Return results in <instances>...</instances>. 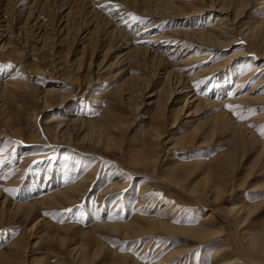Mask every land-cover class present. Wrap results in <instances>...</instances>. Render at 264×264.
Listing matches in <instances>:
<instances>
[{
    "label": "rangeland",
    "instance_id": "rangeland-1",
    "mask_svg": "<svg viewBox=\"0 0 264 264\" xmlns=\"http://www.w3.org/2000/svg\"><path fill=\"white\" fill-rule=\"evenodd\" d=\"M236 1H233V4ZM177 2L182 3L188 13L192 12V8L205 4H213L209 6L214 9L207 7L200 14H187L172 24L162 18L161 15H156L157 18H146V25L157 23L151 30L152 35L167 32L176 26H190L194 29L216 28L217 19H220L222 14L223 16L226 14L216 10L220 7L218 4H214L215 0H177ZM60 3L61 1L58 0L55 7L52 8V12L46 15L47 24L56 25L59 22L61 13L58 8ZM220 3L223 5V1ZM224 3L231 4V0H224ZM122 5L124 6L123 3ZM125 5L127 8L124 10L131 16V19L137 21L139 17L144 20L141 15L143 12L136 6L126 3ZM243 6L242 14L237 21L240 33L244 31L243 35L236 32V36L232 40L234 44L222 49L202 42L196 44V50L193 48L190 51V60L184 64L182 72L190 76L222 61H227L233 55L247 49L249 50L248 53L251 54L247 57L256 58L254 61L258 59L257 55H264V0H244ZM38 9L40 8L38 7ZM80 9L81 7L78 6L77 10ZM150 14L158 13L152 12ZM82 16L80 15L77 21H74V25L71 24L72 27L70 25L62 40L55 34L46 35L41 39V35L36 34V31L34 33L29 27L19 33L18 25L20 23L14 19L12 13L9 16L10 22L8 23L11 30H17L15 33L18 34L15 35H17L19 44H17L18 50L12 55L0 53V86L7 79L17 80L20 83L21 90L18 93L21 98L18 97L19 102L17 101L18 103L13 105L19 107V112L16 114L15 107H12L10 109L12 116L7 123L12 124L15 122V117L19 116L21 125H23V132L20 138L14 137L18 140L9 138L12 137L11 135L4 136V134H8V128L3 117L0 116V193L5 197L7 196V199L9 198L8 204H0V264L8 262V258L15 250L13 244L16 241H21L20 243H25L24 245L28 247L29 257L25 264H186V259H189L188 264H211L212 252L210 251L212 248L209 247L214 246V241L199 243L196 249L189 252L190 254L180 257L178 263L171 259L175 256L176 251L186 247L184 238L186 240L188 236L179 228L185 225L196 226L197 221L210 211L214 214L216 225L224 229L222 239L231 244L233 255L240 260L239 264L252 263L246 254V252L249 254L250 250L242 248L240 245L242 244V231L256 232L264 227V143H261L264 140V99L261 102L252 103L250 109H244V106H242L243 108L240 106V108L236 107L240 110L237 109L236 111L234 108L230 110L226 106H235V104L228 102V97L222 90L228 82L226 80L230 77H232V82L227 86L234 87L237 85V78L242 74L240 73L242 68L240 70L237 68L239 65H243L242 60L235 62L232 65L233 69L228 66L223 70H216L212 78L209 77V73L202 74L199 76H202L201 78L191 83L195 84L190 93L193 95L196 91L195 88H198V85L202 83L201 79L206 76L205 78L209 80L206 81L207 83L203 82L197 90L199 96H210V100L217 99L218 102H224L223 105L218 106L211 102H202L194 108L191 107L192 103L195 102L194 100L183 110L185 94L172 93L171 95V85L173 84L167 82L164 84L159 79L161 72L171 70V64L159 62L147 64L143 61L144 63L140 65L133 61L127 62L121 56L128 51L127 46L133 44V41L123 40L121 37H107L103 33L96 32L86 36V33L82 32L86 24L81 26L86 22V18ZM158 17L161 19L159 20ZM249 22L260 24V27H257L256 32L252 35L245 31ZM13 24L15 25L12 26ZM101 26L104 24L102 23ZM133 30L134 28L129 32L133 34ZM151 34L149 36H152ZM179 36L183 37L182 35ZM228 37L225 38L230 40L232 36ZM235 41L238 42L235 43ZM138 44L146 47L148 42L144 41ZM192 46L195 47V45ZM169 49V47H165L164 52L168 53ZM187 51L189 50L185 49L184 53ZM118 54L121 56L119 57ZM138 55L137 57H139ZM263 60L264 58H260L257 61L262 62ZM249 67L252 69V66ZM77 73L81 74L82 77L78 76ZM262 77H264V69L255 76L256 79L250 81L243 91L246 92L251 89L256 81ZM144 85H148L147 88L150 87L145 98L147 101L140 96ZM162 86L163 89L159 94L148 100L147 97ZM47 89L54 91L56 89V93H65L67 103L61 105L59 102L62 98L57 96L58 94L51 98V105L45 106V104L38 102L36 96ZM127 90L132 91V98L123 102L119 94L127 92ZM187 91L190 90L187 89ZM206 91L208 94H205ZM258 93L264 95V91ZM157 97H160V100L148 105ZM192 99L193 97L190 98V101ZM141 102L145 103L141 104ZM1 105H4V98L0 99ZM33 109H36V116L32 124L26 115L31 113ZM66 109L75 110L84 120L94 124L103 120L101 118L107 110L120 114V120L123 122L118 123V125L122 124L118 128H121L114 127L117 129H113L116 138L118 137L117 142L114 141L112 142L114 145L110 143L111 145L106 146V137L99 132V129H94V131L90 123H88L89 126L85 125V131L82 128L83 130L80 132L82 135L84 131L87 139L92 140L94 144L81 145L76 144L77 141L56 140L52 136V132H54L55 127L65 123V119L68 117L65 115ZM222 111L227 113L234 123L237 121L236 123H242L251 128L261 141L252 142L251 140L252 143L249 141L250 143L248 142L246 146L238 148L232 165L227 164L217 178L218 181L215 179L214 182L217 181L218 186L222 187L218 188L214 182L212 184L206 182L201 169L203 171L208 170L207 163L214 166L220 159L229 154L232 147V138H230L232 130L228 125L229 120L224 119ZM158 113H162V115L158 116ZM156 123L161 124L162 133L159 140L155 142L157 144L155 160L159 169L155 171V176L148 175L141 168L137 171H142V174H137L136 170L127 169L131 166L127 164V153L133 150L131 146L134 145L136 149H139L147 143L152 127ZM115 131L117 133L119 131V133L117 134ZM97 137L100 140L103 139L99 145H95ZM22 153L24 154L22 155ZM95 158L99 159L101 165L97 171V177L88 184V191L78 196L74 203L65 201L60 206L36 205L32 207L33 210L29 216L21 210L17 213L7 209L11 205L10 202H32L41 197L40 188L48 172H51V178L53 176L54 179L53 182L48 183V188L50 191H56L61 189L63 185L74 183L76 178L81 177L82 173L83 177L84 171L88 170L90 164L92 165L93 162L97 161ZM10 159L14 160L11 166L13 169L3 171L1 168L5 166V160ZM181 163H206L190 179L181 182L180 185L183 189L175 187L173 184L176 183H170L163 178L168 168L181 165ZM17 168L20 169L16 171ZM5 172L7 174H4ZM128 172L132 174L129 176ZM18 173L20 174L17 175ZM208 176L209 180L212 181V175ZM142 180L146 183H143ZM198 181H202L204 186L201 182L198 184ZM114 182H119V185H123L121 183L125 182L128 188L124 192L111 194L103 199L101 212L104 209V213L101 221L127 223L133 222L136 217H162L168 224L179 228H174L172 232L157 231L154 234L126 236L121 229L115 230L109 226L98 225L96 216H94V208L102 199V190ZM143 185L149 187L148 194L150 193L151 196L147 201L145 200L146 203L143 202L144 206L143 203L137 205L140 208L143 206L142 210L138 207L136 210V195ZM244 206L250 208V213L245 219L244 225L239 226L235 217L239 215L238 210ZM227 208H233L236 215H224L223 211ZM187 211L191 213L192 218H183ZM116 213L118 216L115 215ZM37 221L40 225L31 229ZM151 238L154 240L149 243ZM76 246L78 248L83 247L76 250H79L80 256H73L71 249ZM257 258L262 264L261 261L264 257Z\"/></svg>",
    "mask_w": 264,
    "mask_h": 264
},
{
    "label": "bare ground",
    "instance_id": "bare-ground-1",
    "mask_svg": "<svg viewBox=\"0 0 264 264\" xmlns=\"http://www.w3.org/2000/svg\"><path fill=\"white\" fill-rule=\"evenodd\" d=\"M53 1L52 0H0V53H3L4 55H9V54L12 55L13 52L18 50L17 44H19V43L17 42V35H15L17 33V32L15 33V31H17V30L16 29L14 31H13V29L11 30L10 24L8 23V22H10L9 16L11 13L14 15V17H15L14 19H16V21L20 23V25H18L19 33L22 30H25L26 27H29V28H31V30L34 33L36 31V34L41 35V37H40L41 39H43L44 36H46V35L55 34L56 37H57V35L59 36L58 38L61 37L60 38L61 40L64 38L63 35H66V33H67L66 30L70 27V25L71 24L74 25V23H75L74 21H77V18H79L80 15L81 16L83 15L82 17L86 18V22H84L83 25H81V26L83 27L86 24L84 26V28L82 29V32L86 33V36L88 34L90 35L92 32H96V33H103L107 37H121L123 40L133 41V44H129L127 46L128 51L126 53H124V55L121 56V54L120 55L118 54L119 57L120 56L124 57V60H127V62L133 61L136 64H140V65H142V63H144V62H146L147 64L152 63V62H159L162 64H167V63L171 64L172 65L171 70L168 72L167 71L161 72L159 74V76H160L159 79L162 80L164 84H165V82H167L169 84H173V85H171L172 86L171 87L172 88L171 89V95H172V93L173 94L174 93L175 94H183V95L185 94L184 97H186V99H185V103L182 106L183 110L185 107L190 105L189 104L190 102H193L194 100H195V102H193L191 105V107H194V108H196L202 102H208V103L211 102V103H214L215 105H218V106L223 105L224 102L223 103L218 102L217 99L210 100L209 99L210 96L209 97L208 96H203V97L199 96V94H198L199 92L197 90L200 88V86L203 82H206L207 80H209L208 78H205L206 76L203 77V79H201L202 83L200 85H198V88H195L196 91L194 92L193 95L190 93L192 92L191 90H193V88L195 87V84H191V83L193 81H197L198 78H201L202 76L201 77H199V76L202 74L209 73L208 74L209 77L212 78V75H215L216 70H218V71L220 69L223 70V69L227 68L228 66H230V68L233 69L234 67L232 65H234L235 62H238V61L241 62V60H242L243 65H241V66L239 65V68L236 67L239 70L242 68V70L240 72L242 74H240L241 76H239L237 78V81H238L237 85L234 87H231V85L227 86V84L229 85L232 82V77H230V79L226 80L228 82H227L225 87L223 86V89H222L223 93H225V95L228 97V102H230V104H235V106L236 105L239 106V108H240V106L241 107L244 106V109L245 108L250 109L252 103H258V102L263 101V99H264V95H260V93H258L260 91H264V77H262L258 81H256V83L253 85V87L251 89H248L246 92L243 91L244 88L250 83V81L252 79H254L255 76L258 75V73L262 72V70L264 69V60L262 62L257 61L260 58L261 59L264 58V55L263 54L257 55L258 59L256 61H254L256 58L247 57V55L250 54V53H248V51H249L248 49L244 52L233 55L227 61H222V62H220V63H218V64H216L210 68L201 70V71H199L195 74H192L190 76L186 75L185 72H182V68H183L184 64L190 60V57H191L189 55L191 53L190 51L193 48L194 49L196 48V46H197L196 44H199L200 42H202L205 44L217 46L219 49H222L224 47H228V46H230V44H234V42H232L233 37L236 36V32H237V34L240 33V27L238 26L237 21H238L239 16L242 14V9L244 7L243 6L244 0H238V1L231 0V4H225L224 0H215L214 4L215 5L218 4V6L220 7L216 10L218 12L226 13L224 16L222 14L220 19H217L218 23H217L216 28H212V27L208 28L207 27L206 29H202V28L194 29V27H190V26L189 27L176 26L175 28L168 30L167 32L165 31L166 33L164 32V33L157 34V35L151 34L152 33L151 30L154 29V27L157 25V23H154V24L150 23V24L146 25V23H145L146 18H149V17L157 18L156 15H159V16L161 15L162 18H165L166 21H168L170 24H172V23L178 22V20H180V18L184 17L187 14L188 15L200 14L207 7L214 9L213 7L209 6V5H213V4H209V5L205 4L206 7H205V5L196 6V7L192 8L193 10L191 13H188V11L185 9L183 4L177 2V0L176 1H174V0H60L61 3H60V6L58 8L59 12L61 13L60 17H59L60 20H59V22H57L56 25H50V24L46 23L47 19L45 20V17L49 12L50 13L52 12V8L55 7V4L57 3L58 0H53ZM221 1H223V5L220 3ZM233 1H236V2L233 4ZM52 2H53V4L51 5ZM122 3L124 4V6L122 5ZM125 3L128 5L136 6L140 11H142L143 13L141 12L142 13L141 15L144 17V20H142L139 17H138L137 21H134V19H131L130 18L131 16H129L127 14V12L124 10L127 8V5H125ZM78 6L81 7V9L79 11L77 10ZM38 7L40 9H38ZM49 10H51V11H49ZM152 12H156L158 14H155V15L150 14ZM158 19L160 20L161 18L158 17ZM102 23L104 24V26H101ZM15 24H13L12 26H14ZM71 27H72V25H71ZM257 27H260L259 23L257 24V23L249 22L248 27L245 31L248 34L252 35L253 33L256 32ZM133 28H134V30H133L134 32H133V34H131L129 31H131V29H133ZM51 32H54V33H51ZM243 33H244V31H243ZM243 33H240V35H243ZM149 34H151L152 36H149ZM179 35H182L183 37H180ZM226 36H229L228 38H230L231 36L232 37L230 38V40H228L227 38H225ZM18 37H19V35H18ZM245 37H247V36L245 35ZM144 41L148 42V45L146 47L138 44V43H143ZM236 42H238V41H235V43ZM192 45H195V47H193ZM165 47L170 48L168 53L164 52ZM185 49H188L189 51L184 53ZM167 51H168V49H167ZM174 52H176V53L174 55H172V53H174ZM138 54H141V55L139 56ZM137 55L139 57H137ZM154 64H157V63H154ZM249 66H252V69ZM235 71H233V72L235 73ZM223 75H225V73ZM78 76L82 77L81 74H78ZM229 76H230V74H229ZM70 78L74 79L72 77H70ZM130 78H133V76L132 77L130 76ZM257 78H259V77H257ZM147 87H148V85H144L142 87V95H140V96L143 99L146 98L147 90L150 89V87L149 88H147ZM162 89H163V86L160 89L154 91L152 95L150 94L147 97L148 100H149V98H153L154 95L157 96V94H159V92ZM187 89L190 91H187ZM19 90H21L20 89V83L17 80H8L7 79L0 86V97H1L0 99L2 100L4 98V105L0 106V116L3 117L5 123L7 124L6 126L8 128V134H4V136L11 135L12 137H9V138H12L15 140H18V139L14 138V137L20 138L22 135V132H23V128H22L23 125H21V119L19 118V116H17V117H15L16 119H14L15 122H13L12 124H8L7 122H9V119L12 116V114L10 113V111H11L10 109L12 107H15L13 105L17 104L19 102L17 100V98L18 97L21 98V96L18 93ZM55 91H56V89H55ZM55 91L53 89H47L45 92L40 93L38 96H36L38 98V102L45 104V106L51 105L52 104L51 98L58 94L57 96L62 98V100L59 103L61 105H65L67 103L66 102L67 101L66 96L64 95L65 93L64 94L63 93H56ZM132 94H133L132 91L127 90V92H123V93L121 92L119 95H120L121 101L125 102V101H128L129 99L132 98ZM205 94H208V91H206ZM192 97H193V99H192V101H190V98H192ZM159 98L160 97H157L156 100H152L150 103H148V105L155 103L157 100H160ZM145 100H143V101H145ZM112 101H116V100H112ZM144 103L145 102H143V103L141 102V104H144ZM18 108L15 107V109H16L15 113L16 114H17V112H19ZM223 108H224V106H223ZM239 108H234V109H236V111H237V109H239ZM106 109H108V108H106ZM35 110L36 109H33L31 111V113L26 115V116H28L27 119L29 121H32L31 122L32 124H33V119H35V116H36ZM110 110H107L105 112L104 116L102 115L103 117L101 119H103V120H101V121L99 120L100 122L94 124L91 121L84 120L83 117L79 116L75 112V110H73V109L67 110L66 109L65 115H67L68 117H66L65 123L55 127L54 132H52V136H54V138L56 140L61 139L64 141L66 140V142L67 141H69V142L77 141L76 144L78 143L81 145L91 144L92 140H90L88 138L90 141L89 142L85 133H84L86 126H89L88 123H90L92 126L91 128L93 130L99 129V132L103 136L106 137L105 138V141L107 143L106 146L111 145V144L114 145V143H112V142L116 141L118 139V137L116 138V136H115L116 134L113 132V129H117L120 126V124L123 122V120H120V118H121L120 114H117V113L112 112ZM223 111H222V113L224 114V119L229 120L228 125L230 126V128L232 130L231 131L232 134L230 135V138H232L231 139L232 140V147L229 150V154H227L225 157L220 159L214 166H212L213 165L212 163H211L212 165L207 163L206 166H208V170L203 171V169H201V173H204L206 182H208L209 184H212L215 181V179H217L220 176L221 171L223 170V168L227 164L232 165V160H233L235 154L238 152V148L246 146L249 141L251 142V140H252V142L257 141V140H259V142L261 141L260 139L257 138V136L254 134V131L251 128L244 126L242 123L238 124V123H236L237 121L235 122L236 123L235 124L231 120V118H229L227 113H224L225 111L224 112ZM242 111H240V112H242ZM7 113H9V114H7ZM157 115L161 116L162 113H158ZM119 122H121V123L118 125ZM14 123H16V124H14ZM160 125L158 123H156L154 125V127H152V131L149 135L150 138L147 140V143L145 145H143L139 149H136V146H134V145L133 146L130 145L131 147H133V150H131V148H130L131 151H128V153H127V156H128L127 164H129L131 166L127 169L132 168L133 171L136 170L135 172L137 174H142L141 173L142 171H137V169H139V170L142 169V170H144L143 172L148 173V175L151 174V175L155 176V174H154L155 171H158V169H159L157 162L155 160L156 159L155 158L156 157L155 152H157V150H156L157 144L155 142H157V140H159V138L162 134L161 129H160ZM114 127H117V128H114ZM82 128L84 129V131L81 135L80 131L83 130ZM91 128H90V131L92 130ZM120 128H118V129H120ZM32 130H34V129H32ZM52 131H53V129H52ZM87 131L89 133V129ZM119 131H118V133H119ZM4 132H5V130H4ZM19 132H21V133L19 134ZM88 133H86L87 136H89ZM96 135H95V137H96ZM99 136H101V135H99ZM95 137H93V138L95 139ZM119 137L121 138L122 136H119ZM98 138L99 137H97V139L95 141V145H99L103 142V141H101L103 139L100 140V138L99 139ZM101 138H103V137L101 136ZM51 139H52V137H51ZM52 140H51V142H52ZM61 140H60V142H61ZM105 141H104V143H105ZM262 142L264 143V140H262L261 143ZM92 144H94V143H92ZM261 150H263V149H261ZM80 153H82V152H80ZM23 154L24 153H22V155ZM11 155H13V154H11ZM91 155H94V154H91ZM127 156H126V158H127ZM13 159L5 160V166L2 167L1 169L3 171L13 169L11 167L12 161H14ZM26 159H24V160H26ZM96 160H95L96 162H93L92 165L90 164V167L88 168V170L84 171L83 177H82V175H83V173H82L81 177L76 178V181L74 183H71L68 185H63L61 187V189H58V187H57L58 190H56V191H50V188H48V183L51 181L53 182V180H54L53 176L51 178V172H48L45 179H44L43 185L41 186V188L39 187L41 192H42L41 197H39L38 199H35L32 202H28V201L27 202L26 201L10 202L12 206L10 205V207H8L7 209H9L10 212H17V211L21 210L23 213H26V215L29 216L33 210L32 207L36 206V205L42 204L44 206L47 204L48 205L51 204L52 206H54V205L60 206L65 201L70 202V203H74L77 200L76 198L78 196H81L85 192L88 191L87 190L89 187L88 184L90 182H92L97 177V171L99 170L101 165L99 163V159H96ZM91 161H93V160H91ZM178 163H180V162H178ZM25 164H27V163H25ZM205 164H202V163L183 164V163H181V165L172 166L171 168H168L166 170L163 178L167 179L166 181H170V183L171 182L176 183V184L172 183L175 187L183 189V187L180 185L181 182L190 179L195 173H197L198 169L201 168L202 166H204ZM19 169L17 168L16 171H18ZM122 169H123V167H122ZM23 171H25V170H23ZM15 172H13V173H15ZM120 173H119V175H120ZM123 173L125 174V172H123ZM4 174H7V173L5 172ZM19 174L20 173H18L17 175H19ZM117 174H118V172H117ZM128 174L130 176L132 173L130 174L128 172ZM210 174L212 175V181L209 180L210 178L208 175H210ZM125 175H127V173ZM124 177L126 178V176H123V178ZM143 179H145V178H143ZM217 181H218V179H217ZM217 181L214 182L215 186L217 185V187L220 188L221 186L220 187L218 186L219 184L217 183ZM119 182H114V183H111L110 185L108 184L109 186L106 189L102 190V193H101L102 199H100V202L94 208V216H96V222L98 225L109 226L115 230L121 229V230H123L122 232L126 236L138 235V234L139 235L140 234L147 235V234H152V233L154 234V233H157V231L172 232V231H174V228H176V229L179 228L178 226L175 227L173 225L168 224L166 222V220L162 219V217L161 218L136 217V219L134 221L132 220L133 222L130 221L131 223L130 222L114 223V221L113 222L101 221L102 220L101 217L103 216V213H104V209H103V212H101L102 203L104 202L103 199L106 198L107 196H110L111 194L124 192V190H127V188H128L127 185L125 184V182L121 183L123 185H119L120 184ZM142 182H143V180H142ZM142 182H141V184L146 183V181H144L143 183ZM200 182L202 184V181H200ZM200 182L198 184H200ZM203 183H205V182H203ZM128 184H129V182H128ZM196 184H197V180H196ZM144 185L146 186V184H144ZM144 185H143V187H140V189L136 195V197H137V203L135 205L136 210H138L137 205L139 203L141 204L145 200L147 201L151 196L150 193L148 194V191L150 190V189L148 190L149 187L147 188ZM205 185H207V184H205ZM210 187H213V186H210ZM217 187H215V189ZM204 191L206 193V190H204ZM222 191H223V189H222ZM219 193H220V191H219ZM118 197H117V199H118ZM8 199H7V196L5 197V196L1 195V193H0V204L1 203L2 204H8L7 203ZM146 201L144 203H146ZM144 203H143V206H144ZM150 203H151V201H150ZM141 205H139V206H141ZM138 208H140V207H138ZM234 211L235 210L233 208H227L223 212H224V215L229 216L232 214L234 215L235 214ZM237 213L239 215L236 217L234 216L236 219V223L239 226H243L245 223L244 222L245 219H247V216L250 213V208L248 206H244V207H242V209H239ZM115 215H117V213ZM157 217H159V215ZM192 217L193 216L191 215V213L187 211L186 215L183 218L189 219ZM197 222H198V224L196 223L197 224L196 226H194V225L183 226L182 225L183 227L179 228L181 231H183V233L185 235L188 236V238H186V240L184 238V241L186 242V247L181 248L178 251H176L175 256L171 257V259L176 260V263H178L180 257L187 256L188 254H190L189 252H192V250L196 249L198 247L199 243L207 242V241H214L215 242L214 246L209 247V248H212V250L210 251V252H212V263L211 264H239L240 260H238L233 255L234 252H232L231 244L228 243L227 241H224V239H222V234L224 232V229L221 226L216 225V220H215L214 214L211 211L207 212ZM39 225L40 224L37 221L36 223H34V225L31 227V229L36 227V226H39ZM241 236H242V239H241L242 244L240 246L242 248H248L250 250L249 254L247 252H246V254L249 256L248 258L250 259V261L252 263L245 262V261L244 262L246 264H261L260 259H258L257 257H259V258L264 257V227L260 228L256 232L251 231V230L250 231L249 230L242 231ZM153 238L150 239L149 243L153 242V240H154ZM20 242L16 241L13 244V247L15 248V250L12 252V255L9 254L10 257L8 258V262L6 264H25L27 262L28 257H29L28 247L24 245L25 243H20ZM10 246H12V245H10ZM78 246L71 249L73 251V254H74L73 256L79 255V253H78L79 250L78 251H76V250L83 248V247L78 248ZM26 256H27V258H26ZM3 258H4V256H3ZM186 260H187L186 264H188L189 259H186ZM208 261H209V259H208ZM261 262H263L262 264H264V258L262 259Z\"/></svg>",
    "mask_w": 264,
    "mask_h": 264
},
{
    "label": "snow or ice",
    "instance_id": "snow-or-ice-1",
    "mask_svg": "<svg viewBox=\"0 0 264 264\" xmlns=\"http://www.w3.org/2000/svg\"><path fill=\"white\" fill-rule=\"evenodd\" d=\"M226 107H228L230 110L239 106H234V105H227ZM45 215H47V213H45Z\"/></svg>",
    "mask_w": 264,
    "mask_h": 264
}]
</instances>
